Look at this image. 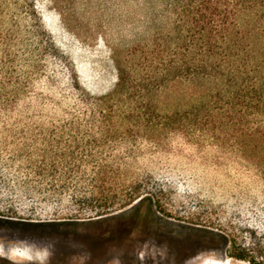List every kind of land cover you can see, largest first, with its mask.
Listing matches in <instances>:
<instances>
[{
    "label": "trees",
    "instance_id": "obj_1",
    "mask_svg": "<svg viewBox=\"0 0 264 264\" xmlns=\"http://www.w3.org/2000/svg\"><path fill=\"white\" fill-rule=\"evenodd\" d=\"M39 5L0 0V201L34 183L53 187L58 173L70 198L100 199L94 212L105 215L115 179L130 182L128 205L176 169L187 189L190 178L199 191L230 193L227 229L203 231L229 256L264 264V0H143L145 32L118 55L111 48L115 80L99 94L82 84ZM175 79L210 87L161 112L153 97ZM238 155L224 180L215 174L220 157Z\"/></svg>",
    "mask_w": 264,
    "mask_h": 264
},
{
    "label": "rangeland",
    "instance_id": "obj_2",
    "mask_svg": "<svg viewBox=\"0 0 264 264\" xmlns=\"http://www.w3.org/2000/svg\"><path fill=\"white\" fill-rule=\"evenodd\" d=\"M39 3L43 26L75 63L82 84L95 94L108 90L115 80L111 48L118 55L145 32L144 25L136 22L145 17L143 0ZM209 87L206 82L175 79L153 100L159 111H170L203 96ZM211 154L209 165L218 162ZM228 159L240 158H219L225 163L218 165L215 174L223 180L231 172ZM56 174L53 187L46 189L34 183L29 192L16 188L0 201L8 210L4 213L10 215L0 214V264H247L229 256L220 238L203 231L209 227L227 229L233 202L230 193L199 191L200 186L190 178L185 179L187 189L176 169L163 170L162 175L155 176L158 180H151L150 187H144L141 196L128 205L129 201L124 202L125 186L130 182L115 179L114 211L95 215L93 206L100 199L95 204L71 199ZM159 178L165 186L160 192L153 189Z\"/></svg>",
    "mask_w": 264,
    "mask_h": 264
}]
</instances>
